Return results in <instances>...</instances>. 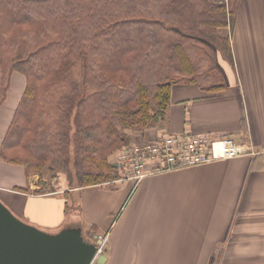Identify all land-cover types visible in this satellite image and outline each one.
<instances>
[{"label": "trees", "instance_id": "trees-1", "mask_svg": "<svg viewBox=\"0 0 264 264\" xmlns=\"http://www.w3.org/2000/svg\"><path fill=\"white\" fill-rule=\"evenodd\" d=\"M241 1L0 0V105L12 73L27 78L0 156L39 175L37 194L45 169L67 175L66 195L117 179L115 154L166 115L173 85L226 89L220 29Z\"/></svg>", "mask_w": 264, "mask_h": 264}, {"label": "crops", "instance_id": "crops-1", "mask_svg": "<svg viewBox=\"0 0 264 264\" xmlns=\"http://www.w3.org/2000/svg\"><path fill=\"white\" fill-rule=\"evenodd\" d=\"M220 34L230 37L233 53V61L216 57L226 89L173 85L166 115L138 135H230L264 150V0H242L233 28ZM23 75L12 74L0 105V149L26 87ZM20 166L0 156L1 199L40 228L61 229V199L69 207L72 193L89 229L105 226V264H264V154L105 183L113 190L75 187L69 196L67 187L35 193L40 186ZM26 187L31 192L17 189Z\"/></svg>", "mask_w": 264, "mask_h": 264}, {"label": "built area", "instance_id": "built-area-1", "mask_svg": "<svg viewBox=\"0 0 264 264\" xmlns=\"http://www.w3.org/2000/svg\"><path fill=\"white\" fill-rule=\"evenodd\" d=\"M261 154H264V150L238 141L230 135L213 137L209 134H161L153 139L133 141L121 148L112 160V164L120 171V177L113 181L130 179L139 182L153 173L224 158ZM100 238L102 244L99 245L96 257L105 253V239L103 236Z\"/></svg>", "mask_w": 264, "mask_h": 264}, {"label": "water", "instance_id": "water-1", "mask_svg": "<svg viewBox=\"0 0 264 264\" xmlns=\"http://www.w3.org/2000/svg\"><path fill=\"white\" fill-rule=\"evenodd\" d=\"M81 228L65 226L50 234L0 200V264H105V253L96 257L102 239H86Z\"/></svg>", "mask_w": 264, "mask_h": 264}, {"label": "rangeland", "instance_id": "rangeland-1", "mask_svg": "<svg viewBox=\"0 0 264 264\" xmlns=\"http://www.w3.org/2000/svg\"><path fill=\"white\" fill-rule=\"evenodd\" d=\"M15 72L17 74L23 75V73H21L19 71H15ZM26 85H27V78H26ZM25 89H26V87H25ZM135 134L133 135V138H132L133 141H140V140L144 139V137H142V134L138 135L139 134L138 131ZM135 139H137V140H135ZM17 166H20V164H17ZM20 167L22 168V165ZM24 176H25V173H24ZM43 177H44L43 180H45V183H46V186L44 188V190H46V192L52 191V190L58 189V188H64V187L68 188L69 187V179L65 173L57 172L56 174H54V173L51 174L48 169H45ZM27 178L29 179L28 176H27ZM31 178H32V181H35V184H38V186H40L42 184V181H41L38 174L32 175ZM101 186L102 187H108V189H110V190H113L115 188V184H112V183L108 184V185L104 184ZM97 188H99V187H97ZM98 190H102V189H98ZM68 196H69V194H68ZM0 200L8 206V204L5 201H3V199H1V197H0ZM54 200L56 201L55 198H54ZM61 201H63V212L65 214V220L62 223V227L76 226V225L80 226L81 225L82 226V228H81L82 233L85 236V238L86 239L91 238L93 241H98L100 239V234L102 236L104 233H106L104 230L105 226L102 228L100 227V225H103L101 223L94 224L93 227L91 229H89V223L87 221V218L85 217V208H84V206L82 207L81 204H76L74 202V197H73L72 193L69 196V202H70L69 207L65 208V203H64L63 198L61 199ZM10 207H11V205H10ZM11 209L16 215H18L19 218H21L22 220H24L27 223H30L27 220H25L26 219L25 217L19 216V213L17 211H15L12 207H11ZM111 215H113V213H109V216H111ZM30 224H32V223H30ZM32 225H34V224H32ZM34 226H36V225H34ZM37 227L39 229L45 231V232L50 233V234H55V232L58 233V231L60 229V228L56 229V227H50V229L49 228H40L39 226H37Z\"/></svg>", "mask_w": 264, "mask_h": 264}]
</instances>
